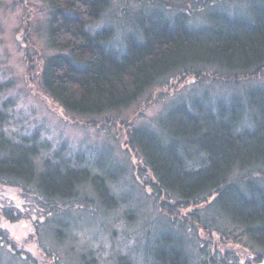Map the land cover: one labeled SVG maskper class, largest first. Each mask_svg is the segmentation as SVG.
<instances>
[{
	"label": "trees",
	"instance_id": "trees-1",
	"mask_svg": "<svg viewBox=\"0 0 264 264\" xmlns=\"http://www.w3.org/2000/svg\"><path fill=\"white\" fill-rule=\"evenodd\" d=\"M45 1L51 8L46 40L54 52L40 70L41 86L70 117L98 125L95 118L132 108L154 86L180 90L207 76L230 86L264 75V0H205L190 12L194 0H126L122 10L135 15L123 18L122 33L121 27L90 29L113 2ZM178 76L181 88L170 80ZM10 88L0 83V184L35 186L52 204L48 219L67 230L66 208L57 209L64 203L119 209L124 198L111 186L116 179L92 169L88 155H73L65 144L64 152L56 150L42 126L10 130L13 123L21 128L15 99L4 97ZM240 88L216 96L204 89L180 99L153 127L123 123L129 124L126 151L135 158L136 181L169 218L148 240L146 264H264V88ZM2 213L9 221L19 218L11 208ZM125 218L132 221L133 212ZM222 242L240 246L248 257L223 253ZM87 252L82 263L95 264L99 257ZM113 264L138 263L122 253Z\"/></svg>",
	"mask_w": 264,
	"mask_h": 264
},
{
	"label": "rangeland",
	"instance_id": "rangeland-1",
	"mask_svg": "<svg viewBox=\"0 0 264 264\" xmlns=\"http://www.w3.org/2000/svg\"><path fill=\"white\" fill-rule=\"evenodd\" d=\"M108 1L113 2L112 11L91 23L90 29L94 32L104 28L117 31V27H121L117 33H122L127 29L123 18L130 21L135 15L130 10H122L130 4V0H127L128 3L126 0ZM204 1L189 2L187 11H191L188 7L200 8L205 4ZM50 11L45 0H0V83H10L11 88L4 97L15 99L16 116L21 122V128L13 123L9 125L10 130H32L42 126L43 135L55 148L58 147L56 150L64 152L65 144L73 155H88V159L94 162L90 163L92 169L106 172L110 179H116L111 186L124 200H121L119 209L106 212L103 209L97 212L82 206H72V201L58 206L57 209L66 208L63 216L72 222L67 230L59 226L60 220L48 219L50 213H46V210L52 209L49 207L52 204L35 186L27 185L23 188L0 184V264H83L82 258L90 249L99 257L95 264H113L115 255L122 253L132 254L138 264H146L145 260L152 247L148 240L169 225V218L157 208L158 203L136 181L130 165L134 157H130L133 154L129 155L126 151L129 124L123 123L152 126L173 103L189 99L204 89L216 96L217 93L226 92L227 88L232 92L240 90V87L244 91L255 87L264 88V75L254 80H239L243 82L238 84L232 81L231 87L219 82L227 80L207 76L200 80L201 83L198 80H193L195 83L188 81L181 88L184 85V80H180L182 76H178L177 80L173 77L170 80L180 90H174L173 86H154L132 108L107 112L95 118L99 124L94 125L86 121L85 117L68 116L41 86L40 70L43 69L47 55L54 52L46 40ZM128 33L125 31L124 35ZM115 42L123 46V41ZM105 116L113 118L110 120ZM9 208L19 213L18 219L9 221L4 217L2 212ZM127 210L133 212L132 221L125 218ZM67 234L69 237L66 239ZM58 235L65 239L57 240L60 238ZM203 236L209 238V235ZM212 237L218 240L216 233H212ZM218 245L223 253L235 252L239 261L248 257L246 250L236 244L222 242Z\"/></svg>",
	"mask_w": 264,
	"mask_h": 264
}]
</instances>
